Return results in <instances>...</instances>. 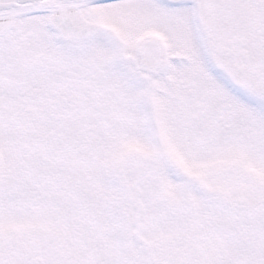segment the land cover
<instances>
[{
	"label": "snow or ice",
	"instance_id": "snow-or-ice-1",
	"mask_svg": "<svg viewBox=\"0 0 264 264\" xmlns=\"http://www.w3.org/2000/svg\"><path fill=\"white\" fill-rule=\"evenodd\" d=\"M0 264H264V0H0Z\"/></svg>",
	"mask_w": 264,
	"mask_h": 264
}]
</instances>
